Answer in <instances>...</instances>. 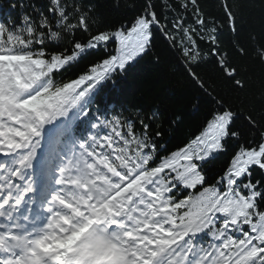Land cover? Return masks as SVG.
<instances>
[{
	"label": "snow or ice",
	"instance_id": "1",
	"mask_svg": "<svg viewBox=\"0 0 264 264\" xmlns=\"http://www.w3.org/2000/svg\"><path fill=\"white\" fill-rule=\"evenodd\" d=\"M206 4L116 0L115 25L99 0L9 5L0 264H264V17L245 20L240 0ZM158 39L202 113L173 149L165 124L181 118L96 100L144 57L159 63Z\"/></svg>",
	"mask_w": 264,
	"mask_h": 264
},
{
	"label": "trees",
	"instance_id": "2",
	"mask_svg": "<svg viewBox=\"0 0 264 264\" xmlns=\"http://www.w3.org/2000/svg\"><path fill=\"white\" fill-rule=\"evenodd\" d=\"M18 0H0V19H7L9 5L17 3ZM27 3L42 4L44 0H25ZM101 11L111 24H118L123 17L125 9H115L116 0H99ZM242 5L241 15L245 20L258 24L264 17V0H240ZM206 7L215 14L214 0H207ZM11 16L15 18L18 14L11 11ZM153 53H158L161 57L157 63L153 59V54L141 59L134 68L123 76L119 74L115 77L119 81L122 91H117L111 83L105 84L97 95V104L101 109L111 106H122L126 109L143 107L145 109H158L163 113L165 120H176L180 122L174 128H169L165 124L164 140L170 149L182 144L186 137L194 133L200 123L202 113L193 114L190 101L194 94V89L189 83L185 82L179 71H174L169 63L171 56L167 52L162 40H157V46ZM100 55L92 53L80 61V64L73 71H80L86 65ZM229 159L228 154L222 155L217 161L212 162L211 167L219 168Z\"/></svg>",
	"mask_w": 264,
	"mask_h": 264
}]
</instances>
